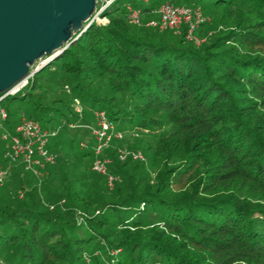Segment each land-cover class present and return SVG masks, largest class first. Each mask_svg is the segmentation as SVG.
Wrapping results in <instances>:
<instances>
[{
	"label": "trees",
	"instance_id": "16d2710c",
	"mask_svg": "<svg viewBox=\"0 0 264 264\" xmlns=\"http://www.w3.org/2000/svg\"><path fill=\"white\" fill-rule=\"evenodd\" d=\"M163 1L114 0L107 22L1 98L11 131L24 115L58 131L45 180L13 169L0 187V264H264V0H171L210 16L199 43L187 23H147ZM127 3L142 23L129 21ZM96 109L118 129L170 127L154 141L142 134L150 162L163 165L153 181L139 173L148 160L119 158L121 138L104 153L113 185L84 166L97 140L79 148L83 124ZM73 156L82 164L70 168Z\"/></svg>",
	"mask_w": 264,
	"mask_h": 264
},
{
	"label": "water",
	"instance_id": "95a60500",
	"mask_svg": "<svg viewBox=\"0 0 264 264\" xmlns=\"http://www.w3.org/2000/svg\"><path fill=\"white\" fill-rule=\"evenodd\" d=\"M97 2L0 0V92L30 76L39 58L62 53L84 31Z\"/></svg>",
	"mask_w": 264,
	"mask_h": 264
},
{
	"label": "built area",
	"instance_id": "2783aa9c",
	"mask_svg": "<svg viewBox=\"0 0 264 264\" xmlns=\"http://www.w3.org/2000/svg\"><path fill=\"white\" fill-rule=\"evenodd\" d=\"M113 2V0H98L96 10L93 13L90 21L85 24L84 30L94 21L102 20L103 11ZM158 17L150 18L147 23L161 28L173 27L180 29L184 23L188 24L187 36L194 39L197 43L201 42V38L196 30L201 23L208 20V16L204 13L200 6H190L186 4H178L171 0H164L158 8ZM128 19L132 23L140 24L143 22V12L140 8L132 3H127ZM100 18V19H99ZM107 18V17H106ZM109 19L107 18V22ZM38 67H31L32 76ZM30 76L22 79L15 84L11 89L3 92L1 98L7 94H14L22 90L29 82ZM80 106V105H79ZM2 119H6L8 112L4 107L0 108ZM96 125L93 129L96 138L95 152L101 153L114 138H123L124 131L118 129L115 122L108 116L104 109H96ZM2 136L8 141L6 143L5 156L11 162L22 160L26 168L33 170L35 173L41 174L40 167L47 163L56 161V153L49 148V141L58 131L57 128H46L40 121L23 116L21 121L16 125L15 130L11 131L7 126H2ZM119 158L124 160L128 157L133 159L146 160V154L142 150H130L121 148L118 151ZM111 161L107 157H98L93 165L95 170L108 175L109 184L113 185L115 176L109 172L108 165ZM6 173L5 170H0V176Z\"/></svg>",
	"mask_w": 264,
	"mask_h": 264
},
{
	"label": "rangeland",
	"instance_id": "374dc122",
	"mask_svg": "<svg viewBox=\"0 0 264 264\" xmlns=\"http://www.w3.org/2000/svg\"><path fill=\"white\" fill-rule=\"evenodd\" d=\"M106 17L109 19L108 16H105V17H101L102 20H97V21L104 22L107 19ZM208 19H209V21L211 20L210 19V16H208ZM220 26H223V25H220ZM49 58H50V55H44L43 57H41L38 60H36L35 63L32 65V67H39L41 65H44L45 63L47 64L48 62H50L52 60V59L49 60ZM1 107H2V105H0V108ZM82 109L83 108H82L81 105L80 106H77V110H79L80 112L83 111ZM24 116H26V115H24ZM95 125H96V122L95 121H91V122L89 121V122L83 124V127L84 128H88L90 130L88 131V134L86 136V140H83L79 144V148L80 149L83 148L84 146H87V143H88L87 140L88 139H90V140L93 139V135H94L93 129H94ZM124 125H125V127L121 129L122 131H124V137L121 138V139H119V140L117 139V141L115 142V146L114 147L117 148V152L121 148H127V149H130V150H142V151H144L145 150V145L143 144L144 141H142L143 140L142 139V134H144V132H145V135H148L149 137H151V140L154 141V138L155 137L157 139V137H159V135H161L163 133H167L169 131V128H170L169 126H166V127H162V128L156 129V130H154V135H153V133H151V131L138 130V129L134 128V126L132 124H130V123H126ZM2 126H8V124H7V122L5 120H2L0 118V170L3 169V170L6 171V173L3 176H0V187H4L6 185V183H7V181L8 180H11V176L10 175H11V173L14 170L15 171H18V172H21V173H24L27 176V178H28L27 180H31L30 181L31 184H34L36 182H40L41 180L42 181L45 180L46 179V176L48 174L47 173L46 166L45 167L44 166H41L40 167L41 174L35 173L33 170H30V169L26 168V166L23 165V163L21 162V160L17 161V163L14 162V164L11 165L12 169L10 168L9 165L11 163L9 162V160L6 159V156H5L6 143L8 141H6L3 138V136H2V131H3V127ZM112 144H113V142H111L107 147H105L104 150L101 153H99V154H97L95 152L94 155L91 154V155H88V156L82 158V161L84 163V166H86L87 164H90V162H95V160L98 157H107V158H110L112 160V157L110 155H108V154H105L104 155L105 150L108 147L112 146ZM52 151L56 153V151L54 149ZM145 152H146V154L148 156V153H147L146 150H145ZM56 159H57V155H56ZM80 159L81 158L79 156H73V158H71V161H70V164H71L70 165V168H72L73 165L75 166V164L81 165L82 162L80 161ZM146 161L147 162L145 163V165L144 166H141V171L142 172H139V173H142L143 174V178H142V180H144L143 182H145V181L146 182L153 181L154 178H155L156 172L163 166L161 161L160 162H155L154 164H152L150 162L149 156H148V158H146ZM74 172L72 171L70 174L68 173L67 180L73 179V177H74V174L73 173ZM138 176H135L134 177V180L135 181L138 179ZM28 183L29 182H27V184ZM82 186L83 185H81V187ZM14 189H16V188H14ZM0 190L3 192L4 189H0ZM17 190H18V188H17ZM19 191H21V193L23 192L22 190H19ZM87 191L90 192L91 195H94L95 194V190H93L91 187H88ZM45 194H46V191H42V195L45 196ZM107 196H108V198L109 197L111 198L112 197V194H107ZM45 199H46V202L47 201L49 202V200L47 198H45ZM63 202H64V200H61V203H63ZM50 203H53V202H50ZM51 206L53 207V205H51ZM132 211H135V210L133 209ZM79 219H81V218H79ZM111 251H115V253H116V250L111 249ZM2 260L3 259H1V261ZM105 263H107V261ZM238 264H246V263L241 262V263H238Z\"/></svg>",
	"mask_w": 264,
	"mask_h": 264
}]
</instances>
